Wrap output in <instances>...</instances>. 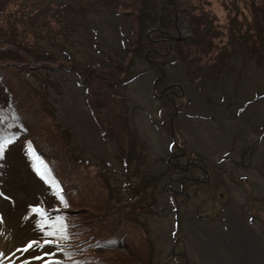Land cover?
<instances>
[{"label":"rangeland","instance_id":"rangeland-1","mask_svg":"<svg viewBox=\"0 0 264 264\" xmlns=\"http://www.w3.org/2000/svg\"><path fill=\"white\" fill-rule=\"evenodd\" d=\"M173 1L191 35L174 47L172 7L147 3L152 42L134 47L126 78L136 79L117 95L88 70L116 85L130 38L141 42L120 0H0V136L21 137L0 159V263L39 237L29 208L41 203L67 217L77 264H264V0ZM148 61L166 70L161 87L187 94L176 119L152 93ZM29 142L67 208L35 177ZM35 254L22 262L41 264Z\"/></svg>","mask_w":264,"mask_h":264},{"label":"snow or ice","instance_id":"snow-or-ice-1","mask_svg":"<svg viewBox=\"0 0 264 264\" xmlns=\"http://www.w3.org/2000/svg\"><path fill=\"white\" fill-rule=\"evenodd\" d=\"M11 143H13L11 139L0 141V158L4 155L6 145H10ZM29 150L36 160L40 159L39 155L35 153V150L30 147V142ZM37 172L41 175L45 183L48 184L52 195L67 208L69 205L63 188L59 181L56 180L54 176L50 175L51 170L44 165L43 171L37 168ZM2 195L3 193H0V196ZM32 210L35 215L40 217L37 221V231L40 235L38 238L29 239L25 243L22 251L27 252L33 250L35 252V250H41L42 254L33 255V259L40 261L41 264H62V261L56 258L55 253L62 252L66 256L69 255V253L65 251L67 242L71 239L67 217L60 214V208H56L52 212H49L47 208L33 206ZM53 248L55 251H53Z\"/></svg>","mask_w":264,"mask_h":264},{"label":"bare ground","instance_id":"bare-ground-1","mask_svg":"<svg viewBox=\"0 0 264 264\" xmlns=\"http://www.w3.org/2000/svg\"><path fill=\"white\" fill-rule=\"evenodd\" d=\"M182 34L184 36H187L188 35V30H187V27H186V24L185 23L182 26Z\"/></svg>","mask_w":264,"mask_h":264},{"label":"trees","instance_id":"trees-1","mask_svg":"<svg viewBox=\"0 0 264 264\" xmlns=\"http://www.w3.org/2000/svg\"><path fill=\"white\" fill-rule=\"evenodd\" d=\"M0 119H1V118H0ZM101 125H103V128H105V129H106V132H108V131H109V129H108L109 122H102V121H101Z\"/></svg>","mask_w":264,"mask_h":264}]
</instances>
